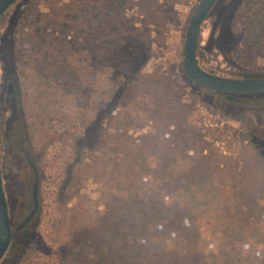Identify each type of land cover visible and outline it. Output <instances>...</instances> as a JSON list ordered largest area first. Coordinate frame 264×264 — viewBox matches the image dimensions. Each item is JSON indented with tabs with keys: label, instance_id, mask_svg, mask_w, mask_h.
<instances>
[{
	"label": "rangeland",
	"instance_id": "obj_1",
	"mask_svg": "<svg viewBox=\"0 0 264 264\" xmlns=\"http://www.w3.org/2000/svg\"><path fill=\"white\" fill-rule=\"evenodd\" d=\"M119 1L111 10L84 9L81 0H16L0 18V159L13 231L0 264H79L78 254L94 263L89 242L84 252L72 243L80 227L87 235L100 231L105 193L125 188L110 175L140 137L154 131L156 105L149 91L162 76L171 79L175 101L194 105L186 126L203 129L204 147L212 144L230 162L224 171L210 170L219 184L205 186L218 194L223 182L226 192L193 211L204 224L201 249L210 241L214 245L207 264H232L235 256L245 264L241 254L259 264L263 257L257 259L256 246L246 248L240 227L243 222L264 227V204L257 196L264 192V96L230 102L188 77L186 36L202 0ZM246 1L218 0L203 22L197 58L206 72L233 79L257 78L240 74L246 71L264 74L263 59L254 66L244 62ZM109 12L121 15L113 35ZM160 137L169 142L174 126ZM203 149L174 155L178 171L188 169ZM234 190L251 200L227 195ZM35 191L39 208L24 229L25 239L17 227L32 212ZM216 229H222L217 238L211 232Z\"/></svg>",
	"mask_w": 264,
	"mask_h": 264
},
{
	"label": "trees",
	"instance_id": "obj_2",
	"mask_svg": "<svg viewBox=\"0 0 264 264\" xmlns=\"http://www.w3.org/2000/svg\"><path fill=\"white\" fill-rule=\"evenodd\" d=\"M81 2L84 9L95 5L99 9L109 7L114 10L121 1L89 0L88 4L84 0ZM244 6V62L248 66H254L257 60H264V0H247ZM82 15L84 11L80 12L76 19ZM109 15L110 32L113 35L121 23V15L115 12H109ZM101 17L105 18L104 10ZM238 18L239 13L235 20ZM95 39L98 49L102 50L103 39L99 36ZM114 44L119 43L115 40ZM240 74L244 77H264V74L253 71ZM157 90L158 93L162 91V94L154 95ZM149 92L154 96L156 105L151 117L154 131L142 135L138 145L130 148V155L120 159L112 171L113 174L111 172L110 176L113 180L116 178L117 186L122 184L125 188L109 191L112 183L105 185L108 191L105 193L107 202L103 227L93 235H87L86 228L80 227L77 236L79 238L74 239L75 243L72 245L84 252L89 242L95 255L93 264H207L210 262L207 251L214 249V245L210 241L206 250L201 249L204 224H198L193 211H201L203 205L217 200L223 193L222 190L226 192L225 188L221 187L223 182H220L219 189L222 190L218 194L213 190H206L205 186L214 188L219 184L210 175V170L216 168L224 171L230 162L226 161L228 157L221 155L223 153L212 144L204 147L206 135L203 129L191 130L186 126L188 118L194 115L196 110L194 105L181 104L179 100H174L170 78L159 77L154 89ZM173 126L174 137L169 142L163 141L160 135ZM198 149H203L199 158L188 169L178 171V157L185 151ZM151 157L153 159L150 161ZM237 168L236 166V170ZM235 193L242 201L251 200L244 192L237 190L233 193L228 191L227 195ZM257 196L264 204V192ZM243 208L245 219L248 221L250 216L246 210L251 209V205L246 203ZM247 224L243 222L240 227L243 242L247 249L257 247V259L263 257L259 264H264V227ZM211 232L217 238L222 229ZM255 236L256 239H252ZM204 240H208L207 237ZM241 256L245 264H255L250 257L243 254ZM77 258L79 264H87L80 254ZM226 260L229 261V258L226 257ZM231 263L242 262L235 256Z\"/></svg>",
	"mask_w": 264,
	"mask_h": 264
},
{
	"label": "water",
	"instance_id": "obj_3",
	"mask_svg": "<svg viewBox=\"0 0 264 264\" xmlns=\"http://www.w3.org/2000/svg\"><path fill=\"white\" fill-rule=\"evenodd\" d=\"M16 0H0V18L13 5ZM218 0H202L193 15L189 25L184 55V64L188 77L193 83L203 89L227 95L230 102L241 103L242 96L264 94V78H243L233 79L212 75L202 69L197 58V47L200 29L207 16L210 14ZM13 93V84L8 86L7 100ZM1 149V140H0ZM37 191L34 192V208L28 217L17 227L22 231L34 219L37 214L39 203L37 201ZM28 233L24 230V238L27 239ZM13 238V231L9 216L8 204L4 191L3 176L0 159V261L7 254Z\"/></svg>",
	"mask_w": 264,
	"mask_h": 264
}]
</instances>
